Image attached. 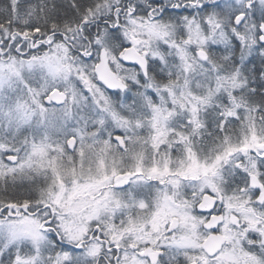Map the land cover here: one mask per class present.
<instances>
[{
  "label": "snow or ice",
  "instance_id": "snow-or-ice-1",
  "mask_svg": "<svg viewBox=\"0 0 264 264\" xmlns=\"http://www.w3.org/2000/svg\"><path fill=\"white\" fill-rule=\"evenodd\" d=\"M0 264H264V0H0Z\"/></svg>",
  "mask_w": 264,
  "mask_h": 264
}]
</instances>
